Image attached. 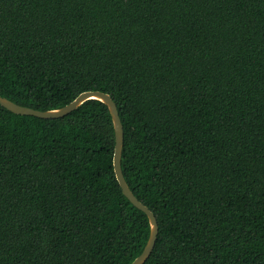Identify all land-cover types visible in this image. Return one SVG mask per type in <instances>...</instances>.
<instances>
[{"label": "trees", "instance_id": "1", "mask_svg": "<svg viewBox=\"0 0 264 264\" xmlns=\"http://www.w3.org/2000/svg\"><path fill=\"white\" fill-rule=\"evenodd\" d=\"M98 91L155 216L143 264H264V0H0V97ZM105 104L0 106V264H131L150 234Z\"/></svg>", "mask_w": 264, "mask_h": 264}, {"label": "water", "instance_id": "2", "mask_svg": "<svg viewBox=\"0 0 264 264\" xmlns=\"http://www.w3.org/2000/svg\"><path fill=\"white\" fill-rule=\"evenodd\" d=\"M88 100H98L105 104L111 114L114 133H115V144L113 152V170L115 178L122 190L123 195L129 200V202L142 211L148 219L150 226V234L147 240L146 246L143 249V252L131 263V264H143L146 259L149 257L158 233V225L155 219L154 214L143 205L130 191L127 183L122 174L121 169V152L123 147V128L121 121L118 116L116 105L114 101L108 94L98 92V91H87L79 94L72 102L68 105L50 111H37L28 107L17 105L5 98L0 97V106L7 109L8 111L24 116H34L42 119H59L67 116L69 113L77 109L80 105Z\"/></svg>", "mask_w": 264, "mask_h": 264}]
</instances>
